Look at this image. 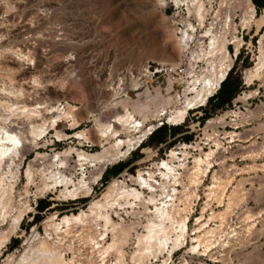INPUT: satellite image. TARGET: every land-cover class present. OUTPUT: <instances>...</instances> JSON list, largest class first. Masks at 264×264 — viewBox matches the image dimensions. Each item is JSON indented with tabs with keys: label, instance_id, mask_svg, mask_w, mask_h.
Here are the masks:
<instances>
[{
	"label": "rangeland",
	"instance_id": "374dc122",
	"mask_svg": "<svg viewBox=\"0 0 264 264\" xmlns=\"http://www.w3.org/2000/svg\"><path fill=\"white\" fill-rule=\"evenodd\" d=\"M255 17L250 29L244 33V44L229 74L232 82L241 81V88L231 106L204 121L205 112L211 107L208 102L203 107L190 110L182 124H167L179 128L175 136L167 133L164 136L166 141L159 145L147 138L129 157L108 165L88 196L82 197L84 194H81L77 198H61V188L36 195L37 186L54 170L50 158L55 153L74 149L68 157V169L62 170L76 181L93 178L94 168H81L75 150L94 153L109 147L113 140L100 141V126H107L115 117L127 112L137 120H145L146 125H158L156 129L166 124L163 117L158 116L183 104L189 94L186 83L191 73H206L207 64L200 62L195 66V54L192 55V52L205 50L201 41L204 44L210 40L195 41L189 49H185L169 12H164L158 0H0V55L3 57L0 56V68L5 66L4 71L13 68V82L10 84L1 70L0 85L26 88L30 93L25 95L23 103L54 106L55 114L63 113L64 107L71 106L78 121L76 127L70 115L61 117L58 120L64 121V129L47 135L48 131L40 140L28 139L24 142L30 149L25 153L21 149V174L12 206L13 211L20 206L19 195L27 182L25 171L31 163L36 169L34 183L30 184L29 192L22 200L30 205L31 210L16 235L0 251V264H5L8 257L11 260L12 255L14 259L9 264H16L25 248L46 235L45 221L54 215L86 209L91 201L102 196L114 179L132 184L131 179L138 171L151 169L167 159L172 149L180 150L184 144L202 143L207 152L209 147L214 148V138L221 143L220 154L214 159V164L222 161V156L225 163L215 165L206 177L200 178L198 185L188 184V175L193 171V157L198 156L200 151L189 148L185 162H182L183 156L181 161H175L176 165L186 166V170L181 171L182 185L179 189L184 185L196 194L189 206V234L194 233L198 226V217L203 214L208 219L214 212L215 218L210 224L217 229L212 236L207 235V239H217L214 243L216 249L210 256L204 252H196L197 255L192 256L187 252L188 240V247L173 254L168 264H264V83L256 77L252 85L245 84V71L255 65L259 55L260 33L264 32V7H256ZM208 26L204 24L201 31ZM10 50L14 54L8 52ZM19 51L34 61L25 59L18 62ZM230 52L233 53L232 47ZM245 94H250V97H245ZM233 112L237 116H233ZM0 113L7 114V111L0 110ZM210 120L214 121L209 123ZM12 121V124L17 122L27 134V121ZM22 122L25 124L22 125ZM235 126H238L236 130ZM118 129L122 135L135 134L124 127L119 126ZM233 131L239 136L230 143L229 133ZM81 132L87 134L91 142L75 136ZM38 152L48 155L44 164L38 158ZM117 165L126 168L118 175L109 173L103 179L104 173ZM214 172L221 176L222 184L213 190L216 191L215 196L209 198V187L215 184L212 179ZM227 175L232 180L225 185ZM232 191L236 193L235 203L220 218L219 214L225 211L227 196ZM219 197L223 200L220 204L216 199ZM46 203L50 207L39 213L37 206ZM135 211L124 216L125 224L146 223L143 207ZM249 226L250 230L247 229ZM136 230L143 232L142 227H136ZM235 233L234 238L228 239ZM72 240L80 251H89L90 248L79 244L77 237ZM223 240H229L230 247H221ZM134 247V239H131L125 247L128 262ZM110 260L114 261L115 257L112 255ZM152 262L162 264V259L158 262L152 259Z\"/></svg>",
	"mask_w": 264,
	"mask_h": 264
},
{
	"label": "bare ground",
	"instance_id": "6f19581e",
	"mask_svg": "<svg viewBox=\"0 0 264 264\" xmlns=\"http://www.w3.org/2000/svg\"><path fill=\"white\" fill-rule=\"evenodd\" d=\"M158 1L163 5V0ZM255 14V5L250 0L249 16L245 17L242 23L245 29H250L253 20L256 18ZM200 18L202 20L203 16L200 15ZM185 27V29L180 30V40L183 47L188 49L190 40L195 39L193 32L198 27L191 24ZM199 27H204L203 20L200 22ZM210 27L205 28L201 38H198V41L210 40L209 43L205 42L204 44L201 41L202 46L206 47L205 50L192 52V55L195 54L193 56L195 66H198L200 62L207 64V69L204 71L206 73L192 72L191 75L189 73L190 76L186 83L188 85L186 91H189V94L186 95L183 104L173 111H163L158 116L163 117L166 124L180 125L184 122L190 110L206 105L209 98L218 91L220 85L224 82L233 64L234 56L239 53L244 44V40L234 38L235 54L232 55L228 48L227 30L221 32L218 29L213 30L214 26ZM175 29L179 30V28ZM234 30H236L235 27ZM259 44V55L255 65L245 71V84L247 86L252 85L256 77L264 83V32L260 33ZM8 52L13 53L11 50ZM22 53L19 51L17 55L18 62H24L25 59L34 61L32 57L29 58L28 55L26 57ZM0 64L2 63L0 62ZM2 69L0 68V71ZM8 69L2 70L4 71L2 74H6L5 78L11 84L13 82V68ZM35 82L36 80L33 81L34 84ZM28 92L26 88L0 85V110L7 111V114L0 113V121L2 122L0 124V251L16 235L21 222L27 212L31 210L30 205L26 201H22L29 192L30 184L34 183L36 169L33 168L31 163L25 171L27 182L23 192L19 195L20 206L15 211H13L12 206L17 181L21 174L22 154L30 149L24 142L28 139L31 141L40 140L48 131L47 135L51 131L64 129V121L58 120L61 117L67 118L70 115L76 127L78 126L73 107H64L63 113L55 114L54 106H29L22 101ZM248 96L250 97V94H245V97ZM233 116H237V113L233 112ZM18 119L27 121V134L21 130L19 124H16L17 122L12 124V120ZM213 121L210 120L209 123ZM145 123V120H137L128 112L118 115L107 126L101 125L99 128L98 137L100 141H107L109 138L113 140L109 147L94 153L75 150L81 168H84V166L94 168L95 173H93L95 176L93 178L84 177L85 179L76 181L72 179L71 174L68 175L66 171H63L68 169V157L74 149L55 153L50 158L54 170L49 172V176H45L41 184L37 186L36 195L41 196L49 190L56 189L57 191L58 188H61L59 191L61 198H68V196L77 198L81 194H84L81 195L82 197L88 196L92 191L93 184L101 178L108 165L116 163L121 158L129 157L134 150L141 147L158 126L153 123H148V125ZM10 124L12 125L10 126ZM21 124L24 125L25 123L22 122ZM234 125H238V123L234 122ZM119 126L126 128L128 132L133 131L135 134L122 135L121 130L118 129ZM237 127L235 126L234 129L236 130ZM129 129L133 130L130 131ZM75 136L91 142L89 136L85 133H76ZM229 136L231 138L229 142L233 143L236 141L235 137H238L239 134L233 131L229 133ZM212 142L214 148L209 147L207 152L204 151L202 143L192 144L191 146L184 144L180 150L172 149L167 159L156 163L151 169L138 171L131 179L132 184H129L126 180L114 179L102 196L91 201L86 209H82L77 213L52 216L45 221L46 235L40 238L36 244L25 248L16 264H143L144 262L153 264L152 259L156 262L162 259V264H168V261L172 260L173 254L188 247V240H190L187 251L189 254L196 256L200 252H204L207 253V256H210L209 254L216 249L214 243L217 241V239L216 241L207 239V235L212 236L217 229L212 228L210 224V221L215 218L214 212L211 213L208 219H205L203 214L198 217L196 219V225L198 226L195 228L194 233L189 234L188 214L191 213L189 206L192 197L196 194L184 185L181 190L179 189L182 185L183 172L181 171L186 170V166L185 164L176 165L175 160L181 161L183 156L185 158L182 162H185L188 156L187 149L189 148L200 151L198 156L193 157V171L188 175V184L198 185L200 178L206 177L215 165L225 163V157L222 156L223 160L214 164V159L220 154L221 143L215 138ZM21 149L24 150L23 153ZM39 153L41 152L37 153L38 158L42 159L41 163L44 164L48 155ZM256 156L258 155L256 154ZM212 179L215 184L209 187V198L212 195L215 196L216 191L213 192V190L220 188L222 184L221 176H218L217 172L213 173ZM231 180L230 176L227 175L225 185L230 184ZM235 196L236 193L233 191L227 196L225 211L218 213L220 218L226 212H229L232 204L235 203ZM216 199L219 204L223 201L220 197ZM141 207H143L147 216L146 223L131 222L125 224L124 216L135 213V210ZM136 227H142L143 232L138 233ZM247 229L250 230L251 226ZM236 235L237 233L229 236L228 239L234 238ZM73 237L78 238L79 244L90 248L89 251L83 252L85 249L80 251L75 247ZM131 239H134L135 250L131 253L128 262L125 257V247L129 245ZM229 243V240L224 241L221 247L228 248L230 247ZM202 248L203 250H201ZM68 254H72L71 257H67ZM112 255L115 257L114 261L110 260ZM12 257L11 260L14 259ZM9 258H7L5 264L10 263Z\"/></svg>",
	"mask_w": 264,
	"mask_h": 264
},
{
	"label": "built area",
	"instance_id": "2783aa9c",
	"mask_svg": "<svg viewBox=\"0 0 264 264\" xmlns=\"http://www.w3.org/2000/svg\"><path fill=\"white\" fill-rule=\"evenodd\" d=\"M249 5L250 0H163L162 7L164 12H169L171 22L176 26V28H179L177 31L178 34L181 35L180 30L185 29V26L188 24L198 27L193 32L195 39L190 40L188 49L195 41H198V38H201L205 32V30L202 32V28L199 27L200 22L203 20L205 25H209L208 27L214 26L213 30L218 29V31L221 32L227 30L226 38L229 40V52L230 47H232V55H234L235 48L233 39L237 37L244 40V33L247 29L243 27L242 23L245 17L249 16ZM200 15L203 16L202 20ZM234 27L236 30H234ZM190 32L192 31L190 30ZM239 54L240 51L234 56L233 64L228 71L225 80L232 71L234 62L237 60ZM156 71L159 73V70Z\"/></svg>",
	"mask_w": 264,
	"mask_h": 264
},
{
	"label": "trees",
	"instance_id": "16d2710c",
	"mask_svg": "<svg viewBox=\"0 0 264 264\" xmlns=\"http://www.w3.org/2000/svg\"><path fill=\"white\" fill-rule=\"evenodd\" d=\"M253 3L258 8L264 7V0H253ZM240 88H241V81L236 80L232 82L231 78L228 76L227 79L224 82H222V84L220 85V88L218 89L217 93L209 98L208 103L210 104L211 107L206 110L205 118H203L202 121L208 119L210 116H212V114H215L217 111H223L229 106H231L233 100L239 93ZM178 131L179 128L167 126V124H164L161 127L154 130L148 138L153 143L159 145L166 141L164 136L167 133L170 134L171 136H175L178 133ZM187 139L190 140L191 137H187ZM125 168L126 166L117 165L113 167L111 170H107L104 173L103 179H106L109 173H112L113 175H118ZM49 207L50 204L47 203L39 204L37 206L38 212L42 213Z\"/></svg>",
	"mask_w": 264,
	"mask_h": 264
}]
</instances>
